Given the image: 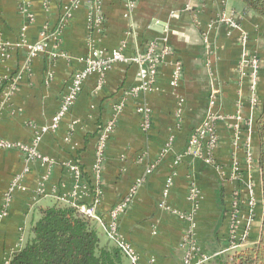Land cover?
I'll use <instances>...</instances> for the list:
<instances>
[{
  "label": "crops",
  "instance_id": "crops-1",
  "mask_svg": "<svg viewBox=\"0 0 264 264\" xmlns=\"http://www.w3.org/2000/svg\"><path fill=\"white\" fill-rule=\"evenodd\" d=\"M27 1L34 18L26 24L24 37L35 43L42 26H55L63 3L72 0ZM99 1L104 17L100 27L90 25L89 7L82 4L61 31L54 48L58 55L51 58L40 54L30 59L20 44L25 24L19 12L21 0H0V42L7 52V58L0 62V137L12 143L29 146L35 131L50 122L72 73L82 67L80 58L91 44L106 49L123 44V52L131 57L143 49L146 41L155 40L166 43L172 52L159 67L156 91L126 94L139 83L138 66L132 62L114 64L101 85L98 75H90L58 128L45 133L37 144L39 158L27 160L26 153L15 147L0 149V208L17 174L22 184V189L14 191L7 215L0 220V264L28 239L40 207L68 204L82 211L93 206L96 190L100 194L94 207L96 217L91 221L101 245L117 246L107 236L109 212L132 188L134 194L118 219V230L138 254V264H182L183 237L191 226L185 216L192 213L194 237L202 251L213 257L208 263L217 264L214 258L218 257L229 262L232 253L224 251L232 189L238 188L246 196L247 185L252 183L256 198L251 231L239 250L257 243L263 215L255 132L260 105L249 103L247 77L240 75L237 65L243 51L260 58L257 92L261 101L264 20L247 11L241 0H128L131 8L127 0ZM176 59L181 61L183 73L180 84L172 88L170 62ZM48 72L52 73L50 79ZM8 84H13L15 91L2 97L3 87ZM213 85L218 91L217 110L232 114L236 106L240 107L243 117L252 120L254 126L249 138L247 131L241 130L240 141L233 147L229 126L218 123L215 166L182 154L189 134L205 114ZM120 100L124 105L116 116L114 106ZM138 103L146 104L151 112L146 131L136 112ZM111 121L114 126L101 149L97 182L93 167L99 136ZM170 137V148L163 153ZM245 144L252 162L244 158ZM233 160L241 168L237 182L229 179ZM72 165L76 169L71 170ZM150 165L153 170L145 174ZM39 188L44 194L35 201ZM192 188L199 194L195 209ZM162 200L166 209L159 206ZM246 217L243 210L242 220ZM122 264L131 263L124 258Z\"/></svg>",
  "mask_w": 264,
  "mask_h": 264
},
{
  "label": "built area",
  "instance_id": "built-area-1",
  "mask_svg": "<svg viewBox=\"0 0 264 264\" xmlns=\"http://www.w3.org/2000/svg\"><path fill=\"white\" fill-rule=\"evenodd\" d=\"M85 4L89 7L88 20L92 27H100L103 23L104 17L100 11V1L99 0H72L64 2L61 9V14L58 19V23L55 26H50L48 23L44 24L40 29L39 39L35 43H29L24 37V31L26 29V24L33 21L34 15L29 8L27 0H21L19 5V12L24 16L25 24L21 28L20 33V44L24 46L28 52V57L31 59L35 58L40 54H47L51 58L56 57L58 54L54 48H56L60 41V35L62 29L69 23L74 10H76L80 5ZM129 8L133 7L132 3L127 0L126 3ZM45 5V3H44ZM223 20V19H222ZM232 25V24H231ZM206 37V36H205ZM243 40V39H242ZM246 41V39H244ZM206 46H208L207 39L204 38ZM124 45L120 44L117 47L111 49L95 47L93 44L90 45L88 53L81 57L83 65L81 68L75 70L71 77L69 84L62 94L59 102V107L57 111L51 117L50 122L37 129L32 138L31 144L29 146L22 145L19 143H12L9 140L0 137V149H12L17 148L26 153L27 160L32 158H39L36 152V146L41 141L42 136L45 133L55 131L61 119L64 115L71 109L74 105L78 95L81 92L83 82L92 74H96L99 77L98 85H101L105 79L106 73L113 67L116 63H126L132 62L138 66V76L139 83L131 87L127 91L128 94L136 95L139 92L146 91H156L157 86V75L159 72V67L167 62V58L171 56V49L166 45V43L155 40H148L144 43V47L141 51H137L135 55L128 57L125 55ZM5 47L2 46L0 42V62L7 58ZM171 64V75L169 79V84L172 88H176L181 81V76L183 73V66L180 60L176 59L170 62ZM261 66V60L256 54H250L243 51L242 56L237 65V71L240 75L247 77V89L249 94V103L253 107L260 105V97L257 92V83L259 76V69ZM48 79L52 77V73L48 72ZM15 91L13 84H8L3 87L2 97H7L12 92ZM182 102V101H180ZM218 103V91L215 89L214 85L211 87L208 95L207 109L202 120L193 128L188 136L185 148L183 150V155H191L194 158L201 159L207 164L216 165V160L214 157V152L218 147L219 134L217 131V126L219 122H223L232 132L231 144L235 147L240 141V132L245 130L248 133V138L254 126L252 127V120H246L240 107L236 106L235 111L232 114L220 113L217 110ZM124 103L122 100L115 104L117 116L123 107ZM136 112L140 116V125L143 130H148L151 124V112L148 106L144 103H138L136 105ZM114 126V121L109 122L100 132L99 145L97 160L93 167L94 180L99 182V172L100 163L102 156L103 143L106 141L107 136L112 131ZM246 140V143H248ZM172 139L171 137L167 140L166 144L162 148V152L168 151L170 148ZM101 143V144H100ZM245 149V159L248 162H252L253 158L247 149V145L244 146ZM71 170L76 169L75 166L70 167ZM153 170V165H150L145 169V174H149ZM241 168L236 160L232 162V168L230 172L229 179L233 182L240 180ZM138 184L141 179L137 180ZM22 189L21 175L17 174L9 183L7 190L4 193L3 204L0 208V220L7 215V207L14 194L15 190ZM43 189L39 188L36 191L35 197L33 198L37 201L39 196H42ZM164 192V194H166ZM246 196H244L238 188H233L230 193L229 205L227 210V251L237 249L247 241L251 221L255 215L256 198L254 195V189L252 183L247 185ZM99 192L96 190V198L94 200L93 206L82 209L83 215L88 218H95L94 207L98 203ZM134 194V189L132 188L126 195L119 199L112 207L109 212V222L107 224V236L109 239L116 242V245L122 250L124 255L130 260L132 264H138V254L130 243H128L118 230V219L119 217L128 209L132 195ZM191 197L194 201V209L198 205L199 194L196 188L191 189ZM160 207L167 208L164 200L159 204ZM246 207V208H245ZM246 209V221L242 219V211ZM173 213H176L174 210ZM194 212V210H193ZM177 214V213H176ZM194 213L191 215H181L185 216L187 220L191 223V226L185 231L183 246H184V257L182 264H203L208 261L212 256L206 254L202 251L200 245L197 243L195 234V221ZM242 243V244H241ZM238 251V250H235ZM234 251V252H235ZM10 257L5 258L3 264H8Z\"/></svg>",
  "mask_w": 264,
  "mask_h": 264
},
{
  "label": "trees",
  "instance_id": "trees-1",
  "mask_svg": "<svg viewBox=\"0 0 264 264\" xmlns=\"http://www.w3.org/2000/svg\"><path fill=\"white\" fill-rule=\"evenodd\" d=\"M241 2L247 11L264 20V0ZM260 103L255 123L263 209L259 239L253 246L235 251L230 263L220 261L221 257L214 258L218 259L217 264H264V77ZM38 212L39 217L30 228V236L20 249L11 254L8 264H122L124 258L128 259L118 246L100 244L91 219L77 207L52 204L40 207Z\"/></svg>",
  "mask_w": 264,
  "mask_h": 264
},
{
  "label": "rangeland",
  "instance_id": "rangeland-1",
  "mask_svg": "<svg viewBox=\"0 0 264 264\" xmlns=\"http://www.w3.org/2000/svg\"><path fill=\"white\" fill-rule=\"evenodd\" d=\"M245 208H246V207H245ZM244 210H246V209H244ZM254 217H255V215H254ZM253 220H254V218L252 219V221H253ZM252 221H251V222H252ZM251 227H252V226H251ZM250 230H251V228H250ZM244 243H245V242H244ZM244 243H243V244H244ZM241 244H242V243H241ZM226 246H227V245H225V247H226ZM235 250H239V247H238L237 249L230 250V252H229V253H232V255H233V253H235V252H234ZM224 252H228V251H227V250H225ZM229 253H228V254H229ZM232 255H230L229 257H231ZM128 260H129V259H128ZM230 260H231V259H230ZM230 260H229V263H230ZM129 261H130V260H129ZM206 262L208 263L209 261H206ZM206 262H205V263H203V264H207ZM208 264H209V263H208Z\"/></svg>",
  "mask_w": 264,
  "mask_h": 264
}]
</instances>
